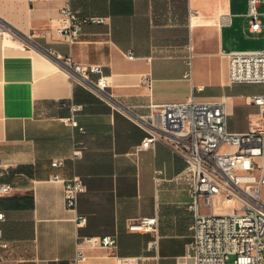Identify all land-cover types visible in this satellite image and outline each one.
<instances>
[{
    "label": "crops",
    "instance_id": "obj_1",
    "mask_svg": "<svg viewBox=\"0 0 264 264\" xmlns=\"http://www.w3.org/2000/svg\"><path fill=\"white\" fill-rule=\"evenodd\" d=\"M64 2L0 0V158L10 163L0 180L12 186L0 195V264H70L78 238L103 234L115 245L85 247L84 264L131 255L176 264L192 221L191 197L173 178L184 159L161 139L137 148L147 133L140 119L152 103L224 96L227 128L247 130L259 111L245 97L263 91L230 82L223 51L264 47V0L256 31L247 29V0H73L79 16L107 18L83 23L72 43L55 31ZM65 55L102 65V96L70 77ZM58 157L64 163L52 166ZM53 172L82 179L74 209ZM142 216L157 217L156 250L146 248L149 232L126 228Z\"/></svg>",
    "mask_w": 264,
    "mask_h": 264
},
{
    "label": "built area",
    "instance_id": "obj_2",
    "mask_svg": "<svg viewBox=\"0 0 264 264\" xmlns=\"http://www.w3.org/2000/svg\"><path fill=\"white\" fill-rule=\"evenodd\" d=\"M73 0H65L60 7L59 23L55 31L69 42H74L85 22H104L106 16H79L72 6ZM259 0H247V13L250 15L248 30L260 28L257 17ZM0 21V34L4 33ZM227 58L228 79L230 82L264 83V47L256 49H231L223 51ZM132 56L131 51H127ZM70 77L87 88L103 95L109 85L102 65L76 61L71 55L60 58ZM92 74H96L95 78ZM186 75H190L186 73ZM143 85L150 88L149 75H143ZM196 85L195 89H201ZM246 100L258 107L259 117L254 119L245 131H232L227 128L226 100L224 96L202 100L193 95L182 101L152 103L140 122L147 133L141 138L137 148H146L161 139L169 144L184 159V166L173 178L184 183L191 201L192 211L189 240L176 264H264V91L246 95ZM67 120L76 125L73 116ZM82 129V127H79ZM80 146L74 145L73 155H78ZM63 158H53L50 164L59 167ZM10 166L0 158V176ZM51 178L64 182L65 205L74 209L77 198L84 190L79 175L63 178L53 172ZM8 181L0 180V195L11 192ZM225 194L235 206L228 211H216L215 198ZM4 213L0 211V219ZM84 216L77 217L82 224ZM128 230L146 231L150 237L146 248L156 250L158 246V221L156 216H142L127 222ZM115 236L110 234L91 235L78 238L76 250L70 264H84L85 247L114 246ZM0 245L7 243L0 239ZM4 255L0 252V261ZM140 256H119L117 264H139Z\"/></svg>",
    "mask_w": 264,
    "mask_h": 264
},
{
    "label": "rangeland",
    "instance_id": "obj_3",
    "mask_svg": "<svg viewBox=\"0 0 264 264\" xmlns=\"http://www.w3.org/2000/svg\"><path fill=\"white\" fill-rule=\"evenodd\" d=\"M256 90L264 91V83L260 82L259 84H257ZM261 194L264 197V187H262L261 189ZM234 206H235L234 201L230 197L226 196L225 194H222L221 196H218L215 198L216 211H228L232 209ZM263 251H264V235H263Z\"/></svg>",
    "mask_w": 264,
    "mask_h": 264
}]
</instances>
